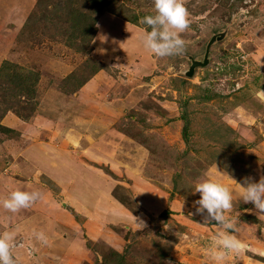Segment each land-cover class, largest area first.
Returning <instances> with one entry per match:
<instances>
[{
  "label": "rangeland",
  "instance_id": "rangeland-1",
  "mask_svg": "<svg viewBox=\"0 0 264 264\" xmlns=\"http://www.w3.org/2000/svg\"><path fill=\"white\" fill-rule=\"evenodd\" d=\"M104 1L97 11L87 0H0V199L41 193L17 212L0 205L16 264H54L74 244L66 264H213L217 226L194 206L205 173L229 186L233 234L246 225L239 239L250 241L227 264H264L254 255L264 217L238 184L264 175V0H185V50L167 57L140 40L153 0Z\"/></svg>",
  "mask_w": 264,
  "mask_h": 264
},
{
  "label": "clouds",
  "instance_id": "clouds-1",
  "mask_svg": "<svg viewBox=\"0 0 264 264\" xmlns=\"http://www.w3.org/2000/svg\"><path fill=\"white\" fill-rule=\"evenodd\" d=\"M153 4L155 14L146 15L140 20L141 24L150 29L141 33L143 47L157 57L183 54L185 41L181 34L190 27L185 0H153ZM238 184L241 200L253 204L258 217H264V175L258 182L245 177L243 184ZM193 192L200 194V199L194 201L196 212L203 215L205 224L214 223L217 226L206 254L213 264H227L230 255H239L243 251L242 242L233 234L236 231V221L226 215L233 207V193L229 186L211 178L208 173L197 180ZM39 198L41 193L37 190L15 189L7 198L0 199V205L11 212H17L30 207ZM137 224L146 227L143 221ZM36 238L44 243L48 242L43 232L36 233ZM13 240L14 233H0V264H16L11 252Z\"/></svg>",
  "mask_w": 264,
  "mask_h": 264
},
{
  "label": "crops",
  "instance_id": "crops-1",
  "mask_svg": "<svg viewBox=\"0 0 264 264\" xmlns=\"http://www.w3.org/2000/svg\"><path fill=\"white\" fill-rule=\"evenodd\" d=\"M69 173H70V171H69ZM71 173H72V171H71ZM70 173V174H71ZM65 175V174H64ZM85 186H88L86 183L84 184ZM77 193H79V191H77ZM81 195H83V194H81ZM92 201V200H91ZM92 203V202H91ZM54 206H56V205H54ZM65 212V211H64ZM63 212V213H64ZM63 213H61L60 215H62ZM64 217H65V220H62V222H63V224L65 225V227H72V228H74L75 226H76V223H73V222H71L69 219H67V214L65 213L64 214ZM60 222V220H58V223ZM63 224H59L58 225V228L59 229H62V226L61 225H63ZM246 225H244V227H245ZM243 227V225L242 226H240V229H238L237 230V234H235L236 235V237L239 239V237H240V235H243L244 234V232H242V231H246V229L245 230H241V229H243L244 228ZM107 237H108V239H105V240H107V243H108V246L109 247H111L112 249H114L115 251H119V250H117L118 248H119V242H118V239L117 238H115L114 236L112 237V236H110V235H107ZM111 237V238H110ZM240 240V239H239ZM79 241H81V240H79ZM241 242H242V245H243V247L244 246H248L249 245V243H250V241L249 240H247V241H243V240H240ZM65 245H62L61 247L63 248ZM83 246H84V244H83ZM249 247V246H248ZM76 248V246H75V244H74V246H73V249L70 247H64L63 248V254L62 253H59V251H54V253L52 254V257L51 258H49L50 260H49V262L51 261V263H54V264H66L67 263V259H71V258H74V249ZM78 248V247H77ZM122 248V247H121ZM255 249H257V250H259L258 252H257V254L255 253L254 255L256 256V259L255 260H258L257 258H262V259H264V255L263 254H261V251H262V249L261 248H258V246H256V248ZM254 251V250H253ZM252 252V251H251ZM23 253H25V252H23ZM252 253H254V252H252ZM26 254V253H25ZM24 254V255H25ZM25 257H26V255H25ZM58 259H60V261H58L57 262V260ZM256 264V263H255Z\"/></svg>",
  "mask_w": 264,
  "mask_h": 264
},
{
  "label": "trees",
  "instance_id": "trees-1",
  "mask_svg": "<svg viewBox=\"0 0 264 264\" xmlns=\"http://www.w3.org/2000/svg\"><path fill=\"white\" fill-rule=\"evenodd\" d=\"M88 2H90L91 6L94 7L95 10L97 11H100L102 8H104L105 6H108V2L104 1V0H87ZM84 16H80L79 18V21L78 20H75V25H76V28L81 29L80 27V22L82 21V18ZM78 22V23H77ZM91 29L89 28V31ZM8 62H4L3 63V67H6V66H10L9 64H7ZM13 76L12 77H17L19 75H15V74H12ZM19 87L20 89H22V91L25 90V82H21L20 79H19ZM181 119L184 123V127L182 129V134L184 135V139L187 141V124H188V120H187V116H181ZM0 129L4 130V128L2 126H0ZM114 198L121 204L123 205L124 207H126L130 212L132 213H135L137 210L135 208H133L131 205H132V201L131 200H126L122 197H119L117 194H113ZM169 215V211L168 210H165L163 213L160 214V216L162 218H165V217H168ZM131 241H127L123 247V250H122V253L117 255L115 251H112L114 252L115 257L116 259H118L119 261L125 259V256L128 254V251H129V248L131 247ZM117 264H120L119 262Z\"/></svg>",
  "mask_w": 264,
  "mask_h": 264
},
{
  "label": "water",
  "instance_id": "water-1",
  "mask_svg": "<svg viewBox=\"0 0 264 264\" xmlns=\"http://www.w3.org/2000/svg\"><path fill=\"white\" fill-rule=\"evenodd\" d=\"M207 64V53L204 56V60L202 63L197 61H192V64L189 68V70L186 72L187 77H191L194 74V69L198 66H205Z\"/></svg>",
  "mask_w": 264,
  "mask_h": 264
}]
</instances>
